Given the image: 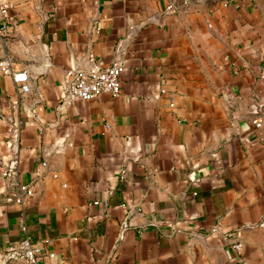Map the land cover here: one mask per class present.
I'll list each match as a JSON object with an SVG mask.
<instances>
[{
	"label": "crops",
	"instance_id": "crops-1",
	"mask_svg": "<svg viewBox=\"0 0 264 264\" xmlns=\"http://www.w3.org/2000/svg\"><path fill=\"white\" fill-rule=\"evenodd\" d=\"M252 4L0 0V60L30 87L21 96L0 71V264H32L7 257L25 236L38 264H264ZM89 57L124 62L120 94L65 100L66 71Z\"/></svg>",
	"mask_w": 264,
	"mask_h": 264
},
{
	"label": "built area",
	"instance_id": "built-area-1",
	"mask_svg": "<svg viewBox=\"0 0 264 264\" xmlns=\"http://www.w3.org/2000/svg\"><path fill=\"white\" fill-rule=\"evenodd\" d=\"M5 6H0V35L6 36L7 27L3 22ZM0 71L8 76L15 85L17 92L21 96H26L30 92L28 83V74L25 71H14L11 68V59L4 58L0 60ZM125 71L124 62L116 58L110 65L102 67L95 62L93 57L87 58L86 67L68 69L65 73L67 79V88L65 100L67 101H91L102 94H108L111 97H117L121 91L120 77ZM256 127L260 124L255 123ZM20 138L19 128L11 131L8 137V143L17 144ZM125 173L121 171L120 180H123ZM26 195L31 194V190L26 187L20 189ZM124 228V226H123ZM21 230L25 232V224L21 222ZM241 245H233L235 251L240 250ZM42 255V248L37 244H32L27 236L24 237L16 246L11 247L7 257L12 261H26L32 264H38V257ZM53 258V254L48 255Z\"/></svg>",
	"mask_w": 264,
	"mask_h": 264
},
{
	"label": "rangeland",
	"instance_id": "rangeland-1",
	"mask_svg": "<svg viewBox=\"0 0 264 264\" xmlns=\"http://www.w3.org/2000/svg\"><path fill=\"white\" fill-rule=\"evenodd\" d=\"M234 0H170L171 9H181L189 7H199L203 9H212L223 3H231ZM253 8H255L258 16L263 20L264 24V0H251Z\"/></svg>",
	"mask_w": 264,
	"mask_h": 264
}]
</instances>
